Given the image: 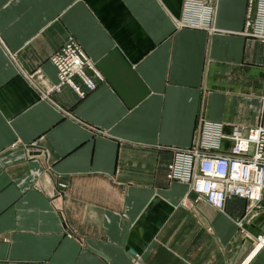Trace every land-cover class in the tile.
Segmentation results:
<instances>
[{
    "label": "crops",
    "instance_id": "obj_1",
    "mask_svg": "<svg viewBox=\"0 0 264 264\" xmlns=\"http://www.w3.org/2000/svg\"><path fill=\"white\" fill-rule=\"evenodd\" d=\"M246 8L0 0V264H264V199L219 210L167 179L202 121L227 137L264 127V43L244 33ZM70 37L102 78L84 98L51 90Z\"/></svg>",
    "mask_w": 264,
    "mask_h": 264
},
{
    "label": "built area",
    "instance_id": "obj_2",
    "mask_svg": "<svg viewBox=\"0 0 264 264\" xmlns=\"http://www.w3.org/2000/svg\"><path fill=\"white\" fill-rule=\"evenodd\" d=\"M244 33L264 43V0H247ZM50 61L58 77L53 91L69 86L84 98L102 80L74 38L70 37ZM222 129L221 124L202 121L192 145L175 150L167 179L189 186L199 200L219 210L225 209L231 199L245 200L251 214L261 209L264 199V127L241 129L231 137L225 136ZM223 140L233 143L225 153L220 152ZM254 241L264 248V233Z\"/></svg>",
    "mask_w": 264,
    "mask_h": 264
},
{
    "label": "bare ground",
    "instance_id": "obj_3",
    "mask_svg": "<svg viewBox=\"0 0 264 264\" xmlns=\"http://www.w3.org/2000/svg\"><path fill=\"white\" fill-rule=\"evenodd\" d=\"M261 249V248H260Z\"/></svg>",
    "mask_w": 264,
    "mask_h": 264
},
{
    "label": "water",
    "instance_id": "obj_4",
    "mask_svg": "<svg viewBox=\"0 0 264 264\" xmlns=\"http://www.w3.org/2000/svg\"><path fill=\"white\" fill-rule=\"evenodd\" d=\"M255 227V226H254Z\"/></svg>",
    "mask_w": 264,
    "mask_h": 264
}]
</instances>
